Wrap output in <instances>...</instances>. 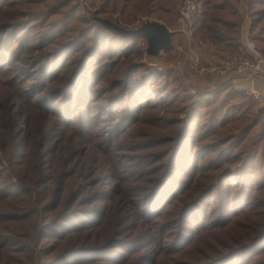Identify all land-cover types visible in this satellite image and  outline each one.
Returning a JSON list of instances; mask_svg holds the SVG:
<instances>
[{"label":"rangeland","instance_id":"1","mask_svg":"<svg viewBox=\"0 0 264 264\" xmlns=\"http://www.w3.org/2000/svg\"><path fill=\"white\" fill-rule=\"evenodd\" d=\"M246 2L248 33L255 40L250 0ZM107 14L102 13L99 0H0V30L10 25L6 35L0 32V80L16 81L31 94L42 90V96L51 97L44 112L4 127L0 164L8 144L6 138L12 132L18 145L13 154L18 171L26 172L30 145L40 151L37 189L48 185L50 192L64 193L67 203L44 202L43 213L57 210L54 221L39 234V245L53 250L67 240L86 241L57 249L53 254L57 257L69 249L68 258L60 264H121L126 260L155 264L166 255L177 264H206L208 260L189 258L203 253L209 259H219L221 241L230 243V253L247 232H255L248 223L262 219L256 214L264 208L247 206L244 196L236 202L231 199L246 189V172L258 186L264 181L260 155L245 161L250 152L247 146L260 130L238 149L233 142L223 144L225 148L220 143L233 124L227 129L214 124L216 133L205 139L203 126L210 110L205 111L203 106H211L207 98L230 84L209 88L190 80L178 59L164 52L148 55L147 38L122 42L120 53L110 50L103 38L84 34L90 17L108 18ZM152 16L141 15L125 24L135 25L129 29L154 20L166 24ZM62 17L64 23L56 28ZM175 24L166 25L173 29ZM239 31L237 50L219 49L208 40L202 44L194 36L197 46L209 53H240L247 34L242 27ZM123 61H131V70L112 74L117 63ZM147 74L151 75L139 79ZM112 81L120 86L112 88ZM105 89L112 90L104 93ZM128 89L133 90L130 97L117 104L118 95H128ZM203 92L206 98L197 96L200 102L196 95ZM234 119H240L235 123L241 125L250 120L264 123L260 116H248L242 109L233 111L230 120ZM227 147L231 150L221 153ZM263 147L264 142L261 151ZM247 163L261 168L246 170ZM1 170L0 166V219L23 217L13 202L31 197L24 194L22 184L5 189V183H13L15 174L2 175ZM214 183L215 190L198 203V196ZM203 184L202 193L191 198ZM7 194L10 198H4ZM259 200L260 194L255 192L250 205ZM125 205L133 208V217L126 218L124 228L128 232L139 229L142 236H124L119 228L105 242L112 235V227L123 219ZM191 216L196 222L188 223ZM261 263L264 242L219 264Z\"/></svg>","mask_w":264,"mask_h":264},{"label":"trees","instance_id":"2","mask_svg":"<svg viewBox=\"0 0 264 264\" xmlns=\"http://www.w3.org/2000/svg\"><path fill=\"white\" fill-rule=\"evenodd\" d=\"M98 1V0H96ZM101 3L102 13H110L107 15L108 18L113 20L115 23L125 27L128 26L125 22H134L137 20L138 16L141 15H155L152 17H159L165 21L167 25H174L179 16L180 8L183 0H99ZM237 4L244 12V16L248 18V13L246 11V6L248 3L246 0H203V10L197 17V26L195 29V36L198 41L201 42L208 40L214 44L217 48L227 50H237L240 43L241 37L239 34V25L243 21V17H240V8H237ZM94 5V4H93ZM256 5L261 7L257 8ZM251 13L253 16V22L251 21V31L255 36V41L258 47L264 52V0H250ZM101 11L96 12L100 14ZM118 14V15H115ZM64 18L62 17L56 22L55 27L58 28L64 23ZM70 20V18H68ZM87 31L84 34L91 36L93 38H103L104 42L109 45L110 50L112 48L120 52V46L122 42H127L129 40L137 41L140 36L136 35H122L115 31L106 28L100 21L93 19L87 20ZM143 24V23H142ZM139 23V25H142ZM172 27V26H170ZM10 25H4V28L0 30L2 35H6ZM77 37L76 39H78ZM146 38V37H144ZM116 44V45H115ZM67 46V45H65ZM10 49H7V52ZM121 53V52H120ZM7 55V53H4ZM127 56V55H125ZM3 60V62H5ZM141 66H138L139 68ZM131 70V61L118 62L116 69L112 72L114 75L127 74ZM3 71H1V74ZM151 74L143 75L139 79H145ZM2 76V75H0ZM112 88H117L120 83L117 81H112ZM112 89H105L103 92H110ZM127 93L118 95L116 98L117 104L120 101L124 103L126 97H130V93L133 90L128 89ZM43 91H36L33 94L29 92V89L17 83L16 81H4L0 80V140L2 137V131L6 125L21 124L22 117L30 118L33 115L40 114L48 109L51 104V97L49 95L42 96ZM197 96H202L206 98V93H200ZM198 98V97H197ZM212 102L211 106L204 105L203 109L209 111L207 114L208 119L204 123L203 130H205L206 138H210L216 132L213 130L215 124L216 127H221L227 129L230 124L231 130L225 135L224 139L220 143L225 145L226 143L233 142L232 146L234 149L240 148L245 144L246 140L253 134L254 131H258L251 139L250 144L247 149L250 152L246 155L245 161L249 159H258L259 155L261 158V167L264 169V147L262 151L260 150L261 145L264 142V123L260 120L248 121L247 123L241 125L235 122L240 121V119L230 120L233 115V111L237 109H242L248 116L251 114H256L260 116L261 120L264 119V107L260 108L257 106V101L252 99L246 93H241L235 90L230 85H224L216 93L209 96ZM200 102H203L198 98ZM88 106V104H87ZM206 116V117H207ZM89 120L85 121L87 124ZM204 139V140H205ZM7 147L4 151V158L0 164L2 170V175H9L14 173L13 183H5V189L14 188L17 184H22L25 187V192L27 196L31 197L30 200L25 201L22 197L13 202V205L19 211V218H13L9 220L0 219V264H60L62 260L68 258L67 253L69 249L64 251L60 256H54V252L61 246H68L72 243H86L85 239L76 238L73 240H67L65 242L58 243V245L53 249H47L46 247H41L39 245V234L46 231V226L54 221L55 211L44 212L43 206L44 202L54 204L58 202L59 205L67 203V199L64 193L50 192V187L46 185L42 190H38V179L41 177L37 173L38 164L37 159L40 155L35 147L30 145L29 151L26 154L27 164L26 172L21 173L15 167V160L13 159V154L16 153L18 148L17 142L14 140V133H10L7 138ZM215 141L213 140V143ZM218 142V141H217ZM32 143V141H30ZM210 143V144H213ZM223 148H225L223 146ZM231 150V147L222 149L221 153H227ZM261 167L257 165H251L247 163L245 165L246 170H253L254 172ZM228 169L226 172H229ZM242 170V169H240ZM250 173L246 172V189L239 191L237 194L231 196L232 202L244 196L246 197L247 206H254L257 208H264V181L258 186L257 183L252 178ZM221 179H219L220 182ZM222 181V180H221ZM48 184V183H46ZM204 185L199 186L194 193H192L191 198L200 195L204 189ZM217 184H211L208 188L198 196V203L202 202L205 195L212 193ZM36 194L34 195V192ZM255 192L260 194L259 201L255 202L254 205H250L252 197ZM10 194H7L4 198H10ZM2 200V199H0ZM227 206L230 203H226ZM183 206L181 207L182 211ZM29 212V213H28ZM26 214V215H25ZM29 214V216H28ZM123 219L118 224L112 227V235L109 239H105V242L109 241L116 233V231L121 228L124 236L128 234H134L135 237H141L140 230L132 229L128 232L124 226L127 224V217H133V208L125 205L123 210ZM257 217L262 219H254L252 223H248L249 228H254L255 232H247L242 239L237 243L230 253H228L230 248V243L221 241L220 245L223 248L222 252L218 253L219 259H209V256L203 253L201 256L192 255L190 260H198L201 262L209 261L206 264H219L222 261L228 260L230 257H236L240 254L249 252L253 250L256 246L264 242V209L256 214ZM45 220V221H44ZM44 221V222H43ZM43 222V223H42ZM196 222L194 216L188 219V223ZM167 232V231H166ZM97 239L95 243H98ZM63 244V245H62ZM172 254H176L172 253ZM57 257V258H56ZM125 262L121 264H136V261ZM155 264H177V260L170 256H164L161 259H157ZM264 264V263H261Z\"/></svg>","mask_w":264,"mask_h":264},{"label":"built area","instance_id":"3","mask_svg":"<svg viewBox=\"0 0 264 264\" xmlns=\"http://www.w3.org/2000/svg\"><path fill=\"white\" fill-rule=\"evenodd\" d=\"M201 12V0H183L175 27L169 28L173 32L171 48L161 53L164 52L176 59L180 58L181 65L186 64L196 76L210 77L213 81L216 77H221L222 84H230L264 105V91L256 87L257 83L264 81V52L248 32L240 53L221 55L219 52L209 53L200 49L194 33L195 23ZM246 19L249 20L247 17ZM191 50L194 51L192 55ZM203 52L212 54L210 61L203 56ZM214 55L221 56H216L217 59L214 60Z\"/></svg>","mask_w":264,"mask_h":264},{"label":"water","instance_id":"4","mask_svg":"<svg viewBox=\"0 0 264 264\" xmlns=\"http://www.w3.org/2000/svg\"><path fill=\"white\" fill-rule=\"evenodd\" d=\"M92 18L100 21L106 28L122 35L131 34L146 37L148 41V55L158 56L161 51H168L171 48L173 32L166 24L158 20L147 21L136 29H129L106 17L94 16Z\"/></svg>","mask_w":264,"mask_h":264},{"label":"crops","instance_id":"5","mask_svg":"<svg viewBox=\"0 0 264 264\" xmlns=\"http://www.w3.org/2000/svg\"><path fill=\"white\" fill-rule=\"evenodd\" d=\"M202 1V10H203V0ZM240 17H243V21H241L239 27H242L243 29V32H249V27H250V23H249V20L246 19V17L244 16V12L242 11V9H240V13H239ZM197 21V20H196ZM196 26H197V22L195 23V29H196ZM202 44H204V41H202ZM197 50L199 49L198 47L196 48ZM193 50H191V55L193 54ZM221 55L222 54H233V53H227V52H219ZM210 55L212 54H207L205 52H203V56L208 60L210 61ZM221 55H214L213 56V59H217L216 56H221ZM180 61V58L178 59ZM179 64H181L179 62ZM184 67V70L187 74V76L189 77L190 80L192 81H196L198 82L200 85L204 86V87H209V88H215V87H219V86H222L224 84L221 83L222 81V78L221 77H216V79L213 81L210 77H204V76H196L195 74H193L189 68L187 67L186 64L183 65ZM256 87L261 90V91H264V81H262L261 83H257L256 84ZM260 103H257V106H260L259 105ZM262 105V104H261Z\"/></svg>","mask_w":264,"mask_h":264}]
</instances>
